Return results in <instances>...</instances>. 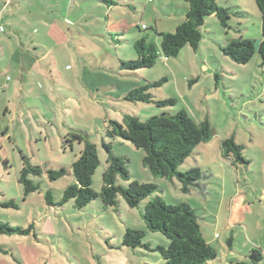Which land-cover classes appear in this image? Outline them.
<instances>
[{"label":"rangeland","instance_id":"1","mask_svg":"<svg viewBox=\"0 0 264 264\" xmlns=\"http://www.w3.org/2000/svg\"><path fill=\"white\" fill-rule=\"evenodd\" d=\"M10 1L7 12L20 16L9 23L0 19V221L28 233L0 234L7 250L0 264H161L158 252L123 244L127 228L145 229L141 215L156 195L168 205L185 202L193 209L217 253L206 264H264V68L257 51L242 65L221 51L238 37L235 27L256 45L263 40L255 0H216L219 8L238 12L230 18L232 28L209 16L196 50L185 46L176 57L159 56L153 67L135 71L120 70L119 63L135 58L136 40L159 46L160 34L173 33L184 20V0ZM55 23L59 31L55 27L49 34ZM115 32L123 35L109 34ZM154 82L159 85L148 90L153 101L171 99L173 105L124 99L131 89ZM181 110L195 122L207 119L213 129L210 142L196 146L178 167L181 174L201 171L189 193L176 178L153 177L142 163L143 150L106 137L110 120L122 123L132 115L143 123ZM78 132L96 145L94 191L101 190L106 143L124 159L131 181L154 184L158 192L135 208L121 196L115 207H105L100 197L82 209L73 201L58 205L74 182L72 164L83 150V144L65 139ZM229 137L244 147L248 164L222 158L221 141ZM22 157L42 169L29 176L39 188L28 195L19 183ZM61 168L66 174L49 180L47 170ZM47 192L55 205L46 203ZM11 201L16 208L7 206ZM143 243L154 248L167 240L146 231Z\"/></svg>","mask_w":264,"mask_h":264},{"label":"trees","instance_id":"2","mask_svg":"<svg viewBox=\"0 0 264 264\" xmlns=\"http://www.w3.org/2000/svg\"><path fill=\"white\" fill-rule=\"evenodd\" d=\"M4 2V0H3ZM185 13L183 22L176 27L173 33L160 34L159 46L148 43L145 38L133 43L135 58L128 62H120V70L135 71L153 67L157 58H174L179 51L189 46L196 50L202 39L201 28L207 17L214 15L224 29L232 28L229 21L232 15L238 14L232 8H219L216 0H184ZM261 18V34L263 40L256 45L246 39L239 27L233 28L238 34L237 38H229L221 47L224 56L229 57L237 64H246L257 51L261 67L264 68V0H255ZM243 14V13H242ZM244 15V14H243ZM0 32L2 30L0 29ZM111 36H122L121 32L109 33ZM117 41H120L117 39ZM159 82L145 84L131 89L124 99L131 103L154 102L148 92L150 87L158 86ZM158 107H166L174 104V101L163 100L154 102ZM106 137L109 139H121L129 142L137 149L144 152L142 163L149 169L155 178H176L181 184L183 193H189L190 188L197 186L201 178L199 168H193L184 174L178 172V167L192 156L194 149L201 143H208L213 137V129L207 119L195 122L190 116L181 110L175 114L162 113L152 116L145 122H140L132 115H125L122 123L110 120L106 126ZM66 143L73 142L83 144V150L72 164L74 182L68 185L62 192L58 205H64L73 201L76 209H82L92 200L100 197L105 207H115L117 198L121 196L127 206L135 208L139 203L158 192V186L154 184H141L131 181L125 167L124 159L112 152L110 144L103 143L106 154V168L102 173V186L99 192L92 189V175L99 165L96 145L93 144L87 134L73 133ZM244 147L238 145L233 137L221 141V156L233 162L248 164L243 155ZM23 167L19 176V183L23 186L25 195L38 190L29 179L30 175L39 176L42 169L39 166L30 165L26 157H22ZM66 174V170H47L49 180L55 181ZM118 178L125 181L123 185ZM48 205H55L50 192L45 194ZM7 206L15 207L14 202ZM144 230L127 228L123 235V244L129 248L144 247L147 250L159 253L161 264H206L216 258V250L208 244L199 227L197 217L193 209L185 202L177 205H168L156 195L147 202L141 215ZM160 233L167 240L165 246L157 245L151 248L150 244H144L145 232ZM28 230L21 227H13L0 221L1 235H25ZM6 255L7 250L0 246V255ZM231 264H242L232 262Z\"/></svg>","mask_w":264,"mask_h":264},{"label":"crops","instance_id":"3","mask_svg":"<svg viewBox=\"0 0 264 264\" xmlns=\"http://www.w3.org/2000/svg\"><path fill=\"white\" fill-rule=\"evenodd\" d=\"M8 1H9V4H8V6H9V5H10V2H11L10 0H4V2H3V0H2V1L0 2V19L3 18L5 21H7V22L9 23V21H11V20H13L14 18L20 16V12H17L16 14L9 12V10H8V12H7V8H8V6H7L6 4L8 3ZM13 8H16V4L13 5ZM58 23H59V22H58ZM60 23H61V22H60ZM60 23H59V25L61 26ZM52 26H53L52 28H48V29H49V30H48V33H49V34L54 30L55 27H56V29L59 31V27L56 25V23H55L54 25H52ZM16 30H17V29H16ZM0 40H1V39H0ZM1 43H2V42H0V52L4 53V49H3L4 45H2ZM9 48H11V47H9ZM10 50H11V49L8 50L9 54L11 53ZM16 50H18L17 47H16L15 49H13V53H14V52L16 53ZM10 56H11V54H10ZM15 56H17V54H16Z\"/></svg>","mask_w":264,"mask_h":264},{"label":"water","instance_id":"4","mask_svg":"<svg viewBox=\"0 0 264 264\" xmlns=\"http://www.w3.org/2000/svg\"><path fill=\"white\" fill-rule=\"evenodd\" d=\"M229 245H230V243H229Z\"/></svg>","mask_w":264,"mask_h":264}]
</instances>
